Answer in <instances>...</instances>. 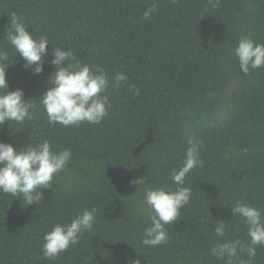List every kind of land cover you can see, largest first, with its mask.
<instances>
[{
	"label": "trees",
	"instance_id": "1",
	"mask_svg": "<svg viewBox=\"0 0 264 264\" xmlns=\"http://www.w3.org/2000/svg\"><path fill=\"white\" fill-rule=\"evenodd\" d=\"M152 2L0 0L8 89H23V99L34 100L33 119L6 121L0 142L19 149L47 139L53 150L72 153L39 205L0 193V264H223L213 246L248 242L243 220L229 209L241 200L264 212V68L244 75L232 49L242 37L264 44V0H158L145 21ZM13 16L34 37L45 36L48 50L71 49L75 62L104 69L111 108L99 124L48 123L38 98L53 87L52 57L44 58L38 76L23 67L7 40ZM118 71L128 76L119 87ZM192 146L203 164L186 177L190 202L166 225L168 243L146 247L140 243L148 224L143 191L175 189L170 174ZM140 178L147 180L132 183ZM86 208L97 210L92 231L45 259L44 234ZM220 220L228 226L223 238L213 234ZM238 258L248 260L246 253ZM250 264H264V246Z\"/></svg>",
	"mask_w": 264,
	"mask_h": 264
},
{
	"label": "clouds",
	"instance_id": "2",
	"mask_svg": "<svg viewBox=\"0 0 264 264\" xmlns=\"http://www.w3.org/2000/svg\"><path fill=\"white\" fill-rule=\"evenodd\" d=\"M157 6L158 0H153L151 6L143 13L145 21L150 19ZM7 40L15 55L18 53L24 60L23 67L30 69L35 76L42 73L44 58L49 55L52 57L49 62L55 67V71L49 75L48 81L53 87L48 88L38 98L50 125H95L107 116L111 101L105 94L109 79L104 69L86 62H75L71 49L52 46L48 50L49 40L45 36L34 37L16 16L12 17ZM232 55L244 75H248L251 70L264 68V44L256 43L251 38L242 37L232 49ZM8 59V53L0 50V126L6 121L9 126V122L23 124L33 119L30 108L34 105L29 101L34 100L26 102L23 99V89H8ZM127 80V74L116 72L115 86L119 87L122 83H127ZM130 90L136 93L134 88ZM71 159L72 153L69 149L53 150L47 139L35 145H24L19 149L14 148L12 144L0 142V193L13 197L22 196L24 205H39L42 202V190H53L56 176L67 169ZM202 164L197 148L189 147L185 151L182 165L170 174L172 182L176 185L175 189L165 186L144 189L141 211L147 216L148 224L144 227L140 239L142 245L154 248L168 243L166 225L176 222L181 209L189 204L192 196V188L185 186L186 177ZM146 180L147 178H140L132 183L141 185ZM229 210L232 218L243 220L248 242H218L211 248V253L217 260H222L223 264H250L251 259L256 256L257 248L264 246V212L241 200H237ZM96 212L95 208H86L70 221L55 224L43 236V257L53 260L71 246L78 244L85 232L92 231L97 219ZM220 221L214 224L213 234L223 238L228 226L223 220ZM245 253L248 260L238 258L240 254ZM132 264H140V260L135 259Z\"/></svg>",
	"mask_w": 264,
	"mask_h": 264
}]
</instances>
